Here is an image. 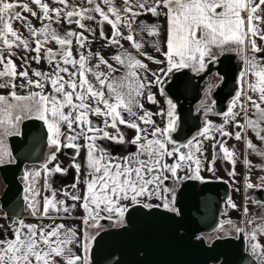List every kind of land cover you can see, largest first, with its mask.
<instances>
[{
    "label": "snow or ice",
    "instance_id": "snow-or-ice-1",
    "mask_svg": "<svg viewBox=\"0 0 264 264\" xmlns=\"http://www.w3.org/2000/svg\"><path fill=\"white\" fill-rule=\"evenodd\" d=\"M64 8H51L43 0H31L39 13L33 11L29 3H16L11 0H0V88H11L8 96L16 101L15 104L5 103L7 97L0 95V129L4 135L10 134L9 129L15 127V123L21 119L22 113H35L36 118L42 120L47 126L48 143L59 152L61 147L79 150L81 145L76 141L84 140V147L87 149L86 166L88 173L84 178L85 192L83 195L82 207L87 215L84 223L87 225L89 219L98 221L101 212L107 213L109 219L114 216L122 218L128 210L125 201L131 204L140 202V198L145 196H156L163 201L165 209L170 208V201L166 196L161 195V188L164 181L168 179L165 173H171L172 177H177V172L185 163L189 165L195 163V175L191 178L200 179V161L194 157L192 151H200V140L193 138L186 144L176 146L170 139L171 131L175 128L174 108L175 105L168 100L169 117L168 125L164 128L155 126L152 120V113L144 110L140 103V97L144 94V89L152 84V81L145 82L139 74V69L147 70V65L140 59L127 51L112 56V60L126 71L122 76H115L117 68L99 53H95L97 63L94 66L89 64L92 58L91 50L86 55L79 51L78 58L73 54V44L78 50L83 49L87 43V37L83 32L67 31L59 35L50 27V23L43 24L40 28H35L31 21L23 13H30L32 17H37L42 21L51 22L55 19H63L67 23H75L80 29L92 32L86 27L83 20H96L91 13L99 15L97 23L100 27V36L105 39L103 25H110L112 34L110 43L119 45L120 40H127L131 47L140 55H146L141 49L143 44L134 38L132 23L135 17L144 13L159 16L161 10L167 19V51L164 56L167 60L168 73L174 70L192 67L193 71H203L206 67V57L212 56L211 49L214 46L235 45L239 49V55L243 59L247 68L240 73L241 84L244 83L246 75L254 77L255 82H248V89L257 93V97L247 95L243 87L238 90L230 103L227 111L223 113L225 123L229 118H235L238 113L233 109L237 104L245 113L246 123L240 124L236 121V127L240 129L235 133V139H246L242 136L245 127L250 128L258 139L264 141V64L256 59L248 58L245 53L251 49L253 52L261 51L256 44V37L264 40V32L259 28V23L264 22L261 11H264V0H153L149 5L147 0H137L132 4L131 0H123V8L114 5L113 0H103L107 5V11L96 3V0H87L89 8H75L69 10L68 0H56ZM22 11H20V10ZM247 13L245 20L242 13ZM55 14L53 16L52 14ZM75 17V19H73ZM20 22L35 38V47H31L29 40L24 38L20 32L13 27V22ZM127 27L129 33L124 35L121 26ZM141 31L148 36H159V29L156 25L141 24ZM53 41L58 48H46L45 45ZM122 47V46H121ZM14 48H23L25 51L34 52L31 57L36 63L46 59L51 67L49 72L33 70L32 79L27 70H18L12 57L15 55ZM157 51H161L157 48ZM7 53V55H5ZM148 59H153L148 56ZM25 62L27 57H21ZM157 64L162 61L155 60ZM104 66L107 71H101ZM163 74L164 69L160 70ZM155 75V74H154ZM89 77H92L90 79ZM21 78L26 83L20 84L21 88L30 89L27 95H18L15 80ZM155 83H160L157 76ZM46 86H50V91L46 92ZM37 89V91H31ZM243 97V99H241ZM147 100L155 103L152 93H148ZM67 109V111H65ZM135 109H140L143 114L139 115ZM210 110V109H208ZM252 111L255 119L247 116ZM125 114L130 119L125 118ZM102 117L104 127L94 125L90 117ZM120 125L135 130L136 135L130 141L137 146V152L126 157H113L103 149L97 148L95 141L97 138H106L116 143H125L126 138L120 130ZM143 125V126H142ZM66 126L67 135L62 128ZM151 126V131L149 127ZM115 130V134L107 129ZM218 131L222 136H232L224 130L223 126H213L210 122H205L199 136L204 139L213 138L210 133ZM220 152L225 161L235 163L234 152L227 148L224 142H217ZM169 144L172 145L169 148ZM217 144L213 145L216 148ZM246 147L256 154L264 157V152H260L246 139ZM181 148L189 149L187 153ZM8 155L6 151H0V163ZM172 158L174 163H167L166 158ZM56 153L53 152L49 160H55ZM245 164L250 166L251 162L245 160ZM77 173L80 172V165L74 163ZM264 169V166H259ZM192 170V169H190ZM48 170L46 169V172ZM54 172H61L59 165L51 169ZM234 171L230 175H234ZM39 172H26L25 179L31 182L25 187V201L28 203L32 214L36 215L35 197L38 193L34 189V183ZM264 183V177L260 178ZM79 182V177H78ZM76 188V184L72 185ZM246 187L253 185L248 183ZM171 189L163 187V192H170ZM64 195H70L65 192ZM74 201L81 199L79 195H71ZM174 199V197H173ZM232 204L231 199L228 201ZM64 201L50 200L44 198L43 216H47L49 211L67 212ZM145 208L152 205L145 203ZM264 209V205H260ZM248 209L245 208V213ZM7 218V216L5 217ZM264 220V217H261ZM12 225V237L0 239V264H89L87 253L89 251L87 234L82 245L85 255H73L68 247L75 236L72 230L61 232L63 225L55 227L38 226L35 224H25L23 220L17 218L15 222L10 220ZM248 225H253V221H248ZM238 232H245L249 241L251 254L256 258L257 264H264V246L258 240V235L264 234V223L256 224L250 231L237 229Z\"/></svg>",
    "mask_w": 264,
    "mask_h": 264
},
{
    "label": "flooded vegetation",
    "instance_id": "flooded-vegetation-1",
    "mask_svg": "<svg viewBox=\"0 0 264 264\" xmlns=\"http://www.w3.org/2000/svg\"><path fill=\"white\" fill-rule=\"evenodd\" d=\"M11 2L16 3H29V6L33 9V11H36L39 13L38 7L31 3V0H11ZM45 3H48L51 8H64V5L58 4L56 0H49V1H43ZM137 0H131V3L134 5L136 4ZM153 0H147V3L151 5ZM96 3H99V0H96ZM113 3L118 8H123L124 3L123 0H113ZM256 3H259L258 1ZM69 4V10L72 7L75 8H86V7H92L93 5H89L87 3V0H68ZM101 8H103L105 11H107V5H105L102 2H100ZM20 10V9H18ZM22 11V10H20ZM24 16L27 17L28 20L31 21V24L35 28H40L45 23H50V27L54 29L59 35H63L67 31L71 30L74 31L76 27H78L75 23L69 24L66 20L63 19V14L61 16V19L59 22H57L55 19H53L51 22L49 21H42L38 19L37 17H32L30 13H23ZM55 16V14H52ZM98 15V14H97ZM245 20L247 18V13H242ZM75 19V17L73 18ZM99 20V15L97 18V21ZM149 24V25H156L158 27L163 26V29L165 30V34H161L159 36H148L146 32L143 34L137 35L135 31H133L134 38L141 42L143 44V48L141 51L143 53H146V55H140L134 48L131 47L130 43L127 40H120L119 45H114L110 43V37L112 34V30L110 25L105 23L103 25V30L105 33V39H102L100 36V25L97 23V30H96V36L100 40V45L98 48V52L104 57V59L108 60L109 63L113 64L114 67L117 68L115 76H122L124 72L126 71L124 68H122L120 65H117L115 61H113L111 58L114 55L120 54L122 51H127L131 53L133 56H136L138 59L142 61L143 64L147 65V70L139 69V74L141 77L146 78L145 82L152 81V84L149 85L144 89L143 96L140 97V103L143 104L144 110L152 113V120L155 123V126L164 128L166 127L167 121H169V117L167 115L169 111V105L167 103L168 100H171L172 103L175 105L174 108V118L175 120L179 117L180 113L178 111H183L185 114V117L189 118L194 114L198 113L199 110L202 109L201 113L199 112L200 116V127L196 131L192 133V135L181 142H176L171 140L175 143L176 146L184 145L189 140H192L193 138L200 140L202 143L203 140H209L204 139L203 137L199 136L201 129L205 126V122L208 121V115H214V120H217L223 116V113H225L232 102L236 92L243 87L244 91L247 95L251 93V91L248 89V82H253L251 80V75H246L244 78V83L241 84L240 81V73L244 71L247 68V65L244 63L241 56L238 54L239 49L232 45L229 46H214L211 49L212 56L210 58L206 57V67L203 71H193L192 67L183 68L180 70H174L171 73H168L166 71L167 69V60L164 56V52L167 51L166 47V36H167V19L163 15V10H161V14L159 16H153L150 13H144L142 15H139L135 17L133 23H132V29L133 27L138 28L141 27V24ZM16 25V30L20 32V34L29 40V44L31 47H35L34 40L28 30L24 28L20 22H13V27ZM121 31L124 33V35H127L129 33V29L127 27L121 26ZM79 32V31H76ZM30 39H32L30 41ZM256 44L259 48H261V51L253 52L251 49H249L245 55L248 58H255L256 61L261 62L264 61V40L260 39L259 37L255 38ZM75 44V43H74ZM122 46V47H121ZM46 48H52L56 50L58 46L53 42L49 41L46 45ZM157 48H160L161 51H157ZM16 51L15 58H12L17 65L18 70H27L29 72V75L32 79H36V77L32 76L33 70L41 71V72H49L51 71V67L48 64V61L46 59H42L40 63H36L34 60L31 59L32 56L35 55L34 52L25 51L23 48H15L13 49V52ZM79 51H83V49L78 50L77 47L73 49V54L75 56L79 55ZM84 52V51H83ZM85 53V52H84ZM7 55V53H5ZM150 56L153 59H148L147 57ZM21 57H27V61L21 59ZM159 60L162 61V63L157 64L154 61ZM39 65V66H35ZM102 71H107V69L104 66H101ZM100 68V69H101ZM161 69H164L165 72L162 74ZM155 74V75H154ZM160 78V83H155L156 77ZM2 82V81H0ZM26 83L21 78H17L15 80L16 88L14 91L21 96L27 95L29 90L28 88H21L20 84ZM233 85L236 86L235 91H233L232 95H230V87ZM50 86H46L45 91H50ZM13 91L11 88H0V95H3L7 97V100L5 103L10 102L12 104H15L16 101L8 96L9 92ZM31 91H37V89H31ZM152 93V95L155 98V103H150L147 100L148 93ZM230 95V96H229ZM243 99V97H242ZM192 104V112H189L188 106ZM150 106V107H149ZM224 106V109L221 110V107ZM185 111H184V110ZM210 109V110H208ZM139 115H142L143 112L140 109H135ZM187 110V111H186ZM183 115V117H184ZM207 115V116H206ZM126 119H130L126 116ZM28 119H38L36 117H28L24 116L23 113L21 114V119L15 123L14 128H10L11 132L10 134L6 135L7 137V143L8 148L10 152V159H4V162L0 164H15V159L13 158L11 154L10 144H9V137L11 136H19L21 133V125L25 120ZM94 125H98L99 127L103 128V118L102 117H90ZM40 120V119H38ZM42 121V120H41ZM157 121V122H156ZM43 122V121H42ZM44 123V122H43ZM246 119L244 122L240 123L242 125H245ZM47 135H46V148L44 150V156L43 159L40 162L37 163H24L23 166V174L18 177L19 182L22 185V197L24 199V185L21 182V178L25 175V167L27 165H33V164H40L41 172L39 171V190H40V196L35 197L36 201V213H40L39 217H33L32 210L29 209L28 203L24 199V213L21 217H15L14 221L19 218L20 220H23L25 224H35L38 226H50L48 230H50L51 227H55L57 225H63V228L67 225L70 228L78 229L81 234H84L85 228L89 229V226H83L82 221L83 218L87 215L84 208L82 207L83 203V195L85 192V184L83 183L84 178L86 177L88 173V169L86 166V155H87V149L84 147V140L81 138L77 140L76 142L81 145V148L79 150V155H77V150L67 147H61L59 152H56V149L53 146H50L48 143V131L47 126L44 124ZM143 126V125H142ZM120 130L123 133L124 137L126 138L125 143H116L112 140L106 139V138H97L95 141V144L97 148L103 149L106 153L110 154L113 157H126L130 154L137 152V146L130 143V141L133 139V137L136 135L135 130H132L130 128H127L124 125H120ZM149 127V131H151V126ZM110 133L115 134V130L108 128L107 129ZM240 131L235 125L234 132ZM233 132V131H232ZM217 134V132H214ZM234 133V134H235ZM65 135H67V130H65ZM246 135V127L243 131V137ZM235 136V135H232ZM232 136H222L217 134V137L215 141L210 144L209 153L207 156V159H205V162L203 164L205 165H199V176L200 179H194L191 178L195 175V172L193 171L196 169L197 165L195 163H191L190 165L188 163H185L184 166L178 170L177 177H172L171 173H165V175L168 176V179L164 181V185L161 188V195L166 196L167 199L170 201V208L165 209L163 207V201L162 199L157 198L156 196H145L143 198H140V202L137 204H131L128 201H125L124 203L128 205V208L133 205H143L145 203H148L152 205V207H157L160 209H164L170 212H176L177 208L175 207V200H176V193L181 185V183L185 180H197L200 183L205 181H225L229 185V196L228 198L222 203L221 205V212L219 216V223L220 219H222V216L224 215L226 218L227 223L226 225L228 227L232 228V231H236V235L231 234V236L227 237H235L237 238L239 234L241 233L244 241H245V250L251 255V257L256 261V258L251 254L250 250V244L249 241L246 239L245 232H238L237 229H244L245 231H250L253 226L256 224L264 223V220L261 219V217H264V209L261 207L258 208L260 205H264V203L254 199L255 196H260L258 194L259 189L264 190V183L261 182V177L256 178H246V181L239 184L237 187H234V176L230 175V173L233 172V167L230 166L231 162L225 161L223 159V155L219 150L218 143L217 142H225L227 138H230ZM2 141L0 142V148L2 150ZM200 143V144H201ZM217 144L216 148H213V145ZM172 145L169 144V148H171ZM195 146L193 147V149ZM192 149V150H193ZM202 149V148H201ZM182 152L187 153L189 149L181 148ZM55 152L56 153V159L55 160H49V157L51 154ZM221 157L222 161L218 163L220 166L223 174L226 176V179H223L219 175V170L214 167V164L219 160ZM195 157V154H194ZM196 158V157H195ZM215 159H217L215 161ZM166 162L171 164L174 163V160L170 157L166 158ZM74 163H77L80 165V172L79 174L76 171V168L74 167ZM57 165L60 166L62 169L61 172H54L51 171V169L55 168ZM46 169L48 170L46 172ZM192 169V170H190ZM79 177V182H78ZM1 180V179H0ZM2 182V180H1ZM248 183H251L253 187H255L254 191L252 192V195L247 197L246 196V185ZM76 184V188H73L72 185ZM163 187H167L168 189H171L170 192H163ZM5 185L2 182V189L0 196L2 195L4 191ZM67 192L70 195H64V193ZM237 194L241 200V203H239L235 207H232L229 205L228 201L229 198L232 202L233 195ZM71 195H79L81 197L80 200L74 201L70 197ZM47 197L50 200L55 199V201H64V205H59L61 208L63 207H74L76 212L80 215L74 216V214L69 212V215H66L60 218H54V216H58L57 214H52V210L49 211L47 216H43V202L44 198ZM174 197V199H173ZM41 199V203L39 204L37 200ZM233 204V203H232ZM150 207V208H152ZM145 208V207H144ZM245 208L248 209V212L245 213ZM149 209V208H146ZM238 209V216L233 217L234 211ZM1 212L4 215V222L7 225V227L12 228V225H9L6 221V216L4 214V211L1 209ZM61 213H64L63 210L60 211ZM126 213V212H125ZM232 216V217H230ZM83 217V218H82ZM100 219L98 221H94L96 227L98 228V231L95 233L98 234L102 230L112 229V228H119L123 225H125V214L122 218H118L113 215L111 219L107 218L108 214L101 212ZM82 218V221H81ZM106 220L112 222V225L109 226L107 224H102L101 221ZM224 220V219H222ZM1 221V220H0ZM248 221H253V225H248ZM218 223V225H219ZM217 225V226H218ZM216 229V228H215ZM214 229V230H215ZM62 230V229H61ZM208 234V233H206ZM94 235V236H95ZM204 235V234H203ZM94 236L88 241L89 245V251L92 246V241ZM84 237H81L78 242V255H82L84 244ZM225 238V237H223ZM215 239H212V241ZM212 241H210L207 244H210ZM264 246V241L261 244ZM89 251H88V259H89ZM79 255V256H81ZM83 257V256H81ZM257 263V261H256ZM90 264V260H89Z\"/></svg>",
    "mask_w": 264,
    "mask_h": 264
},
{
    "label": "water",
    "instance_id": "water-1",
    "mask_svg": "<svg viewBox=\"0 0 264 264\" xmlns=\"http://www.w3.org/2000/svg\"><path fill=\"white\" fill-rule=\"evenodd\" d=\"M235 89V85L230 87V95ZM188 110L193 113L192 104ZM201 111L189 118L182 110L178 111L180 115L170 138L176 142L188 139L200 127ZM46 135L41 120L28 119L22 123L19 136L9 137L16 162L0 164V178L5 185L0 207L9 225L10 220L13 222L24 213L23 188L18 177L23 174L24 163L43 159ZM254 189L246 187V196H251ZM229 191L225 181L200 183L189 179L181 183L176 193V212L157 207L146 209L141 205L129 207L125 225L102 230L94 236L89 251L90 264H257L245 250L241 233L237 238H216L210 244L203 237L217 227L221 205ZM258 194L260 196L254 199L264 203V190L259 189ZM101 223L112 225L106 220Z\"/></svg>",
    "mask_w": 264,
    "mask_h": 264
},
{
    "label": "rangeland",
    "instance_id": "rangeland-1",
    "mask_svg": "<svg viewBox=\"0 0 264 264\" xmlns=\"http://www.w3.org/2000/svg\"><path fill=\"white\" fill-rule=\"evenodd\" d=\"M26 1V0H24ZM43 1H49V0H43ZM262 19H264V17H262ZM259 28L262 32H264V22H260L259 23ZM257 38V37H256ZM32 39H30L31 41ZM35 66H39V65H35ZM242 99V98H241ZM150 107V106H149ZM236 113H238V115L233 119V118H229V122L228 123H225V119L224 117H221L217 120H214V115H206L208 117V121L213 125V126H216V127H219V126H223L224 130L229 132V133H232V135H235L234 133V129H235V125H236V121H239L240 123L244 122V120L246 119V116H245V113L241 110L240 108V105L237 104L236 107L233 109ZM67 111V109L65 110ZM24 116H28V117H36L35 113H23ZM247 116L249 118H252V119H255V117L253 116V113L252 111H249ZM157 122V121H156ZM169 121H167V124H168ZM263 125V126H262ZM261 126L264 127V122H261ZM65 130H67L66 126H64L62 128V131L64 132L65 134ZM233 131V132H232ZM246 131L249 133V135L251 136V138L253 139L254 143H257L260 147H262L264 149V141H261L260 139L257 138L256 134L250 129H246ZM9 132H11V129H9ZM214 132H217V134H219L218 131H213L210 133V136L213 137V138H210L209 139V142L207 143V146H209L208 148H210V142L212 140L215 141L216 137H217V134L214 133ZM262 135H264V133H262ZM242 136H243V132H242ZM2 141V150L0 148V151H6L8 153V155L4 158V159H10L11 156H10V152H9V148H8V143H7V137L6 135L3 134V131L2 129H0V142ZM232 144V146H234L236 143L237 145L241 148V152L243 151V149L246 147L243 143V139H240V140H237L235 139V136H232L230 138H227L224 142L225 146L227 148L229 144ZM202 147V143L200 144V148ZM230 150H232L231 148H229ZM241 159H240V162H236V163H244V158L245 156L242 154L241 155ZM219 158V156H218ZM217 159H215L216 161ZM234 160H235V156H234ZM222 161L221 157L219 158V160H217V162L215 164H218ZM41 167L42 165L40 164H33V165H27L25 167V173L26 172H29V173H32V172H41ZM40 177L37 176L36 179H35V183H34V189L35 191L38 193L37 197L40 196V190L38 189L39 188V183L41 182ZM1 179V178H0ZM21 182L23 183L24 185V190H25V187L29 185V183L31 182V177H29V180L26 181L25 179V175L23 176V178H21ZM235 186V185H234ZM1 189H2V182L0 180V193H1ZM24 195H26L25 191H24ZM38 203L40 204L41 203V199L37 200ZM233 204H236V202H232ZM43 205H44V202H43ZM60 207V206H59ZM69 210L67 212H64V213H61L60 211L59 212H56V211H52L51 213L52 214H57L58 216H54V218H60L61 215L63 217L66 216V215H69V212L74 214V216H78L80 217V215L78 214V212H76L75 208L70 206V207H67ZM43 209V208H42ZM43 213V212H42ZM40 216V213H36V215H33V217H39ZM232 217V216H230ZM83 218V217H82ZM82 218H81V221H82ZM227 217H225L224 215L222 216V219H220V223L219 225L216 227L215 230H213L212 232L208 233V234H204L203 237L206 241V243H209L210 241H212V239H216V238H223V237H227V236H231V234L233 235H236V231H232V228L231 227H228L226 225L227 221L226 220ZM4 215L3 213L1 212L0 210V239H5V238H10L12 237V228L10 227H7V225L5 224L4 222ZM82 224L83 226H89V229L85 228L84 230V234H81L80 238L81 237H84L83 240L85 241V234H87V239L88 241L95 235V233L98 231V228L96 227L94 221L90 218L89 219V223L86 225L84 223V218H83V221H82ZM88 254V253H87ZM81 255V254H79ZM85 255V252L84 250H82V255L81 256H84ZM89 261V259H88Z\"/></svg>",
    "mask_w": 264,
    "mask_h": 264
},
{
    "label": "crops",
    "instance_id": "crops-1",
    "mask_svg": "<svg viewBox=\"0 0 264 264\" xmlns=\"http://www.w3.org/2000/svg\"><path fill=\"white\" fill-rule=\"evenodd\" d=\"M259 2V0H255V2ZM100 2H102V0H99V5ZM89 8V7H86ZM262 8H264V6H262ZM93 16L96 17V20H83L82 22L86 25L87 28L92 29V32L89 31H85L84 29H80L79 27H76L74 29V32L79 31V32H83L84 35L87 37V43L85 44L83 51L85 52V54L87 55L89 53V50H91L92 58L89 61V64L91 66H94L97 63V59L95 57V53L98 52V48L100 45V40L99 38L96 36V30H97V18L98 15L96 13H91ZM261 15V17H264V11H261L259 13ZM145 25H149V24H145ZM159 29V33L161 34H165V30L163 29V26H156ZM14 29H16V25L14 27ZM132 31H135L137 35L143 34L144 32L141 31V27L138 28H134L132 29ZM157 37V36H156ZM76 48V45L73 44V49ZM16 50V48H15ZM15 55L12 58H15L16 56V51L14 52ZM260 63L264 64V61H261ZM102 71V68L100 69ZM119 77V76H117ZM90 79H92V77H89ZM251 80L253 81V83L255 82L254 77L251 76ZM249 95L253 96V98L255 99L257 97V93H249ZM262 107H264V105H262ZM263 126V125H262ZM246 129H248L246 127ZM246 139L251 140L252 144L257 148L258 151L260 152H264V149L262 147H260L257 143H254L253 139L251 138V136L249 135V133L246 131V135L244 136ZM210 139V138H209ZM246 139H243V143L246 146ZM209 142V140H203L202 141V149L200 148L199 152L195 151V148L192 150L193 153L195 154V157L199 159L200 161V165H205L203 164L205 162V159H207L208 153H209V146H207V143ZM229 148L232 149V151L234 152V156H235V163H231L230 166L233 167V171H234V187H237L239 184H241L242 182L246 181V178H256V177H264V169H262L259 166H264V157H261L260 155L256 154L255 152H253L252 150L248 149L247 147H245L243 149V151L241 152V148L237 145V143L232 146V144L230 143L228 145ZM244 155L245 158L244 160H248L251 162L250 166H247L244 163H236V162H240L241 159V155ZM214 167H216L219 170V175L221 178L226 179V176L223 174L220 168V166L218 164H214ZM232 202H236V204H234L237 208V205L239 203H241V200L239 198V196L237 194L233 195L232 197ZM260 208V206L258 207ZM238 209H236L233 213V217L238 216ZM66 227L62 228L61 232H65L67 230H72V232L75 233V236L73 238V242L68 246L71 248V253L73 255H78V246H77V242L80 239L81 233L79 232L78 229L75 228H70L67 225H65ZM257 240L260 244H262V242L264 241V234L262 235H258ZM60 264H63V261H60Z\"/></svg>",
    "mask_w": 264,
    "mask_h": 264
}]
</instances>
